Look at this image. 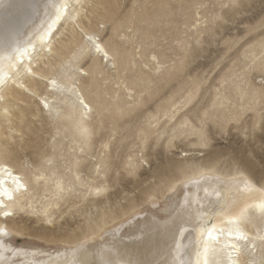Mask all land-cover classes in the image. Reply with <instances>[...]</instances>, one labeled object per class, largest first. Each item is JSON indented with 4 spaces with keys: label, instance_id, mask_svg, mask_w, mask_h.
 Masks as SVG:
<instances>
[{
    "label": "rangeland",
    "instance_id": "374dc122",
    "mask_svg": "<svg viewBox=\"0 0 264 264\" xmlns=\"http://www.w3.org/2000/svg\"><path fill=\"white\" fill-rule=\"evenodd\" d=\"M85 34L118 53L116 70ZM51 46L35 57L34 77L1 99L10 112L0 115V158L35 195L36 209L14 206L15 246L69 248L93 239L86 225L97 231L115 217L172 222L188 181L205 172L264 186V0H83ZM58 82L93 111L53 94ZM249 223L261 234L263 218Z\"/></svg>",
    "mask_w": 264,
    "mask_h": 264
},
{
    "label": "bare ground",
    "instance_id": "6f19581e",
    "mask_svg": "<svg viewBox=\"0 0 264 264\" xmlns=\"http://www.w3.org/2000/svg\"><path fill=\"white\" fill-rule=\"evenodd\" d=\"M82 1L4 0L3 6H0V75L4 80L2 91H0L2 97H4L3 91L10 88L12 84L19 88L23 87L21 82L23 74L29 78L34 77L35 57L41 58L52 51V39L66 19L70 6L73 7L74 12H79ZM60 4H66L67 10L60 13V18L57 19V8L53 5ZM101 45L103 46L102 43ZM25 49L27 52H24ZM21 53L24 54L21 55ZM29 68L31 71L27 70ZM51 85L49 90L53 94L65 96L77 94L70 87L64 88V85L59 82ZM29 90L32 91V88ZM45 102L48 107L43 106L44 111L52 113V101L45 98L43 103ZM9 112L10 108L5 103H1L0 99V115H7ZM0 165L7 169L0 173V179L4 181L3 188L11 192L13 197L12 200L7 199V196L2 197L5 207L0 208V229L6 230L8 234H0V241L5 245L0 251V264H76L77 261L82 260L90 261L91 264H102L104 260L196 264L195 253L199 247L200 228H203L205 232L212 230L217 238L209 242L210 247L215 250L209 257L210 264H261L264 261L259 240L256 241L255 250L244 248L242 253L231 250V243L236 242L237 228L250 236H264V227L261 234L255 235L251 223L247 224L249 219L258 217L264 219V213L256 207L264 202V186L246 173L224 176L205 172L197 180L188 181L191 187L186 189L183 206L179 208L176 220L172 222L153 219L149 224L139 225L132 218L122 221L115 217L97 231L91 228V224L86 225L82 234L89 232L92 240L84 237L69 248L64 247L50 252L37 246H15L7 239L12 232L10 222L16 213L14 206L19 205V208L23 210L28 203L36 209L33 205L35 195L30 193L31 189L26 180L8 159L0 158ZM16 178L19 184L24 185L23 188L17 190ZM53 187L58 193L62 187L61 181L55 182ZM214 202L220 208L212 212L210 206ZM5 211L13 214L4 216ZM138 213L139 211H135V216ZM50 217L51 215L47 213V218L44 219L46 224L51 222ZM182 217L196 222L199 225L197 232L193 233L186 224L189 231L184 232L181 237L179 224ZM38 220L43 219L39 217ZM130 223L135 224L127 230L126 226ZM230 232L233 235L230 236Z\"/></svg>",
    "mask_w": 264,
    "mask_h": 264
},
{
    "label": "snow or ice",
    "instance_id": "6c2138e0",
    "mask_svg": "<svg viewBox=\"0 0 264 264\" xmlns=\"http://www.w3.org/2000/svg\"><path fill=\"white\" fill-rule=\"evenodd\" d=\"M3 4H4V0H0V6H3ZM53 7L57 8V13H58L57 19L60 18V15H59L60 13L65 12L67 10L66 4H60L58 6L53 5ZM85 38L89 42L91 47L94 48L97 53L102 54V58L105 62L106 67H110V69L112 70H116L118 68L119 56L117 52L112 51L111 49H107L106 46H102L101 43L97 42V38H94L92 35L85 34ZM24 52H27V49H25ZM23 54L24 53H21V55ZM152 59L155 60L156 59L155 56H153ZM27 70L31 71L30 68ZM73 72L76 75L83 74L87 76L89 74L88 72H84L83 69L80 67L75 68ZM3 84H4L3 76L0 75V91H2ZM2 98H3L2 95H0V99ZM76 100L78 104L82 107L83 114L86 115L93 111L92 107L90 106V102H86L85 97L81 95L79 92H77L76 94ZM44 107L45 108L48 107L46 102L44 103ZM5 171H7V169L4 168L3 165H0V173H3ZM16 180H17V190L19 188H23L24 185L18 183V178H16ZM3 184H4V181L0 179V208L5 207L2 197L7 196V199L9 200L13 199L11 192H8L6 189H4ZM217 195L219 194L217 193ZM256 207L261 213H264V202L259 203L258 205H256ZM12 214L13 213L10 211L3 212L4 216H10ZM186 224L189 225L193 233L197 232V228L199 227V225L196 222L190 221L189 219L184 218V217L180 218L179 235L181 237L183 236L184 232L189 231V227L185 226ZM0 234L7 235L8 233L6 230L0 229ZM229 235L231 236L233 235V233L230 232ZM199 237H200L199 247L197 248L196 253H195L197 257L196 264H210L209 257L212 253H214L215 250L210 247L209 242L215 241L217 238L213 235L212 230H207V232H205L203 228L199 229ZM235 238H236V242L231 243V250L233 252L242 253L244 248H251L255 250L257 247V244H256L257 240H259V243L261 245V250L264 251V236H259V237L250 236L246 232L237 228L235 231ZM4 247H5L4 243L0 241V251H2ZM81 247H83V245ZM76 264H91V262L87 260H82V261H77ZM102 264H154V262H145L141 260L123 261V262L104 260ZM261 264H264V261H262Z\"/></svg>",
    "mask_w": 264,
    "mask_h": 264
}]
</instances>
